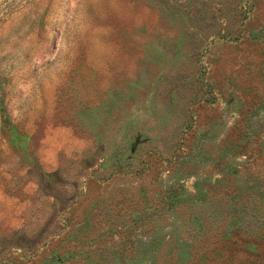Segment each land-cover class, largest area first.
Here are the masks:
<instances>
[{"label":"rangeland","instance_id":"rangeland-1","mask_svg":"<svg viewBox=\"0 0 264 264\" xmlns=\"http://www.w3.org/2000/svg\"><path fill=\"white\" fill-rule=\"evenodd\" d=\"M0 264H264V0H0Z\"/></svg>","mask_w":264,"mask_h":264}]
</instances>
